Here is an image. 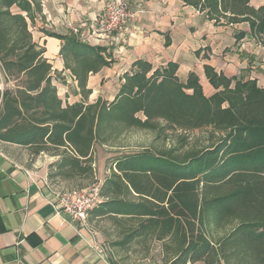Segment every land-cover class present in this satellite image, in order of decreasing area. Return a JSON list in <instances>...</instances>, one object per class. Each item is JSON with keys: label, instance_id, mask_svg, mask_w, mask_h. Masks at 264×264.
Here are the masks:
<instances>
[{"label": "trees", "instance_id": "trees-1", "mask_svg": "<svg viewBox=\"0 0 264 264\" xmlns=\"http://www.w3.org/2000/svg\"><path fill=\"white\" fill-rule=\"evenodd\" d=\"M182 1L215 24L249 22L264 46V6ZM42 12L40 0H0V62L14 81L1 99L0 142L20 145L33 158L58 156L49 180L82 189L100 183L96 144L114 146L132 130L155 133L157 143L175 135L171 147L115 158L101 184L104 201L89 220L109 218L121 248L139 245L151 254L157 245L163 264H264V87L206 65L216 89L207 96L195 72L184 82L177 63L154 67L138 59L112 101L89 102V76L109 66L112 53L74 33L47 32L62 41L65 69L82 95L65 104L54 83L60 76L33 39L31 26Z\"/></svg>", "mask_w": 264, "mask_h": 264}, {"label": "crops", "instance_id": "crops-1", "mask_svg": "<svg viewBox=\"0 0 264 264\" xmlns=\"http://www.w3.org/2000/svg\"><path fill=\"white\" fill-rule=\"evenodd\" d=\"M40 1L43 12L32 24L33 39L46 49V58L60 76L54 83L65 104L81 101L82 95L65 69L62 41L47 32L74 33L112 53L114 61L89 76V102L98 97L112 101L124 73L138 59L154 67L177 63L178 76L184 82L195 72L207 96L216 89L206 76V65L227 77L253 79L264 87V46L249 22L215 24L205 12L182 0H128L136 15L127 29L99 35L93 33V22L108 0ZM251 5L259 8L264 0H251ZM4 87L0 82V104ZM18 147L0 142V264H112L98 245L89 220L78 231L54 209L48 166L59 157L38 155L30 168L19 160ZM37 163L42 166L37 168Z\"/></svg>", "mask_w": 264, "mask_h": 264}, {"label": "rangeland", "instance_id": "rangeland-1", "mask_svg": "<svg viewBox=\"0 0 264 264\" xmlns=\"http://www.w3.org/2000/svg\"><path fill=\"white\" fill-rule=\"evenodd\" d=\"M2 81L5 85L4 90L5 88L13 86L14 84L13 79H8L4 70L0 68V82ZM112 88L113 87H111V90ZM109 94L111 93L109 92ZM155 135V133L149 131L132 130L127 132L124 137L114 146L96 144L94 166L99 182L101 180V182H104L105 178L110 175V164L121 154L138 151L143 149L144 147L152 145H155L157 147H171L174 144L173 138L175 137V135H173L172 138L168 141H159L158 143L155 141ZM199 135H201V133H199ZM18 148L19 149H17V154L19 160L28 165V167L32 168V163L35 162V158H32L31 154H28L26 148ZM41 159H44V157ZM36 166L37 168H40V166L42 165L40 163H37ZM49 184L53 189L61 192L79 188L76 182H66L61 180L60 178L50 179ZM89 221L93 231L96 234L97 243L104 250V252L106 253L105 255L108 259L112 258L117 264H163L161 260L162 254H160V249L157 245L152 249L151 254H146V250L139 245H134L133 247L129 248H121L116 244V242L120 240L118 231L115 229L112 221L109 218H93Z\"/></svg>", "mask_w": 264, "mask_h": 264}, {"label": "built area", "instance_id": "built-area-1", "mask_svg": "<svg viewBox=\"0 0 264 264\" xmlns=\"http://www.w3.org/2000/svg\"><path fill=\"white\" fill-rule=\"evenodd\" d=\"M135 15L136 12L131 8L128 0H108L101 13L94 19L93 33L104 35L124 31ZM75 32L78 30L76 29ZM52 192L54 209L78 231L80 226L87 225L91 211L104 201L100 183L66 192L52 188Z\"/></svg>", "mask_w": 264, "mask_h": 264}]
</instances>
